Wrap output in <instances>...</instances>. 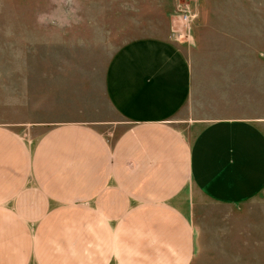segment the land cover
Listing matches in <instances>:
<instances>
[{
  "label": "crops",
  "instance_id": "obj_1",
  "mask_svg": "<svg viewBox=\"0 0 264 264\" xmlns=\"http://www.w3.org/2000/svg\"><path fill=\"white\" fill-rule=\"evenodd\" d=\"M84 1L31 35V87L5 96L0 70V264H264L256 22L130 32L132 9Z\"/></svg>",
  "mask_w": 264,
  "mask_h": 264
},
{
  "label": "rangeland",
  "instance_id": "obj_2",
  "mask_svg": "<svg viewBox=\"0 0 264 264\" xmlns=\"http://www.w3.org/2000/svg\"><path fill=\"white\" fill-rule=\"evenodd\" d=\"M104 2L109 3L116 10L120 9L119 11L132 9L131 17H127L134 26L130 32L138 31L141 25V29L144 28L145 31L153 29L162 23L168 9H171L172 16L177 20L180 9L187 6L191 10L198 7L221 8L227 9L230 13H234L233 9L243 10L239 12V16L230 15L234 16L231 18L245 23L249 19L254 20L255 26L253 28L245 26L242 32L245 34L253 32L261 50H264V0H105ZM83 3L90 4V1L0 0V70L4 73L2 82L5 96L12 95L13 91H26L27 80L31 87V80L27 79L28 74H26L27 60L29 56L31 57V35L34 40L41 38L39 41H42L41 30L44 26L51 30L52 25L55 24L82 22L86 17L79 16L81 11L77 9L82 7ZM255 9L258 14H249L250 10ZM125 18L122 15L116 16L114 21L118 25ZM172 24L175 27L174 22ZM127 30L129 31V28ZM34 51L41 54L43 50L41 47H36ZM17 68L22 69L19 72L21 75L11 74Z\"/></svg>",
  "mask_w": 264,
  "mask_h": 264
},
{
  "label": "built area",
  "instance_id": "obj_3",
  "mask_svg": "<svg viewBox=\"0 0 264 264\" xmlns=\"http://www.w3.org/2000/svg\"><path fill=\"white\" fill-rule=\"evenodd\" d=\"M194 14L191 12V9L187 7H182L179 13V23L182 25L183 30L179 31V36L184 38L186 34H188L189 26L192 21Z\"/></svg>",
  "mask_w": 264,
  "mask_h": 264
}]
</instances>
